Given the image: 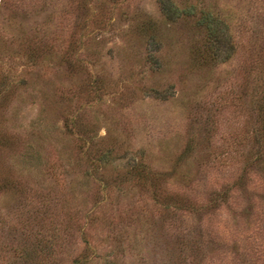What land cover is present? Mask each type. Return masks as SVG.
<instances>
[{
	"label": "rangeland",
	"instance_id": "374dc122",
	"mask_svg": "<svg viewBox=\"0 0 264 264\" xmlns=\"http://www.w3.org/2000/svg\"><path fill=\"white\" fill-rule=\"evenodd\" d=\"M161 1L0 0V264H264V0Z\"/></svg>",
	"mask_w": 264,
	"mask_h": 264
},
{
	"label": "trees",
	"instance_id": "16d2710c",
	"mask_svg": "<svg viewBox=\"0 0 264 264\" xmlns=\"http://www.w3.org/2000/svg\"><path fill=\"white\" fill-rule=\"evenodd\" d=\"M192 6L186 8H179L169 2L168 0L161 1V10L167 17L178 16L180 14H189L192 11ZM196 24L203 29V44L202 52L213 60L220 55L224 57L231 50V44L227 33V26L217 17L211 15L209 12L201 11L196 19ZM10 52V50H7ZM38 54L33 50L27 53V58L30 61H36ZM4 57L0 58V62ZM0 63V64H1ZM22 81V80H20ZM16 86L10 76L4 71L0 72V108L8 104L11 90ZM6 181H0V186H5Z\"/></svg>",
	"mask_w": 264,
	"mask_h": 264
}]
</instances>
